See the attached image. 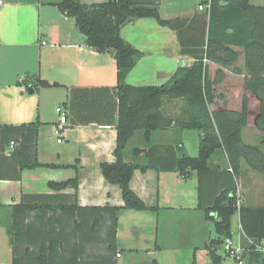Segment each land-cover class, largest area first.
<instances>
[{
	"label": "crops",
	"instance_id": "0c3cea01",
	"mask_svg": "<svg viewBox=\"0 0 264 264\" xmlns=\"http://www.w3.org/2000/svg\"><path fill=\"white\" fill-rule=\"evenodd\" d=\"M60 1L0 0V125L39 123L38 160L57 165L19 172L11 162L2 161L1 170L7 177L0 178V201L4 204L0 207V264L13 262V243L8 231L11 227L16 231L20 264H104V238L108 235L105 230L110 231L109 224L93 223L89 210L39 208L17 212L14 216L12 205L23 201L32 204L48 201L54 205L74 192L72 186L58 189L50 185L52 182H65L78 174L79 206L124 205L121 188L108 182L101 170L102 162L116 160L118 132L116 123L110 121L115 108L113 90L92 98L80 109L79 117L89 123L73 124L69 105L74 87L116 86V59L112 52H98L85 43L75 19L59 8ZM81 1L89 4L108 0ZM201 2L161 0L162 18L188 19L180 38L177 31L161 25L153 17L135 19L122 26V37L144 54L127 75V83L162 85L180 66L191 64L193 55L183 54V46L194 50L208 36V14L198 9ZM250 2L264 5V0ZM233 48L240 51L238 59L224 69L231 72L241 68L245 73L243 48ZM26 76L33 79L40 76L59 85L40 87L30 93L25 85L17 83ZM177 101H166L168 115L179 116L178 110L173 114L167 107L171 104L179 109ZM58 107L66 113V123L60 121ZM179 135L175 129L157 130L147 142L145 132L138 130L128 145L132 143L133 149L140 148L141 154L131 155L127 145L125 160L143 163L144 151L149 146L183 143ZM259 135L262 141L258 144L247 138ZM243 139L248 144L260 145L264 151V132L260 129L245 127ZM212 161L227 164L222 153ZM242 177L238 186L243 203L262 205L264 193L261 196L251 193L254 187L244 184ZM198 180L197 171L188 177L178 171H135L131 187L147 205L157 209L120 211L116 236L118 248L123 251L116 256L117 264H193L195 259V264H215L204 246L217 237V232L214 223L212 228L199 208ZM234 221L238 229L231 237L237 234L240 241L245 235L239 211L231 219V228ZM218 252L222 258L217 264H226L231 259ZM107 256L112 257V252H107Z\"/></svg>",
	"mask_w": 264,
	"mask_h": 264
},
{
	"label": "trees",
	"instance_id": "16d2710c",
	"mask_svg": "<svg viewBox=\"0 0 264 264\" xmlns=\"http://www.w3.org/2000/svg\"><path fill=\"white\" fill-rule=\"evenodd\" d=\"M205 0H202V2ZM161 0H108L83 3L81 0H61L58 6L67 16L75 19L85 43L98 52H112L117 65V84L109 87H74L70 91V111L73 124L89 123L79 117L78 112L91 99L100 94L114 93L115 108L112 123H116V160L101 163L106 180L121 188L124 205L81 207L78 205L79 176L63 182H52L51 186L62 188L72 186L74 192L60 203L52 205L27 203L12 205L14 216L25 210L61 209L89 210L93 223L109 226L105 230L104 264H117L116 256L123 250L118 248L117 229L119 213L124 208L155 210L149 206L131 187V180L137 169L147 171H178L188 177L192 171L198 173L199 208L208 221L214 223L217 237L204 246L217 264L222 256L218 250L226 237H231V219L240 212V223L245 237L241 243L246 251L248 264H264V252L256 249L264 246V205L239 204V180L244 175L243 160L250 168L264 173V151L260 145L248 144L243 139V129L253 126L264 132V5L252 4L250 0H212L206 24L208 36L201 46L189 50L183 46V54L193 55L189 65L180 66L175 74L162 85H132L126 78L144 55L141 50L127 42L121 35L126 23L153 17L175 31L180 38L182 28L188 19H164L160 14ZM243 48L245 54L244 73L241 68L231 72L225 66L234 63ZM218 65V66H216ZM225 68V69H224ZM243 74H245L243 76ZM29 90L59 85L42 79L26 76L17 82ZM182 100L179 116L166 113L167 100ZM111 117V116H110ZM100 120V119H98ZM106 121V120H105ZM196 129L200 133L199 155L190 156L184 151L182 142L165 145H151L144 151L143 163L126 161L125 149L136 131L143 130L147 142L157 130ZM39 123L0 125V178L2 161L7 160L19 168L39 166L56 167L55 164L39 162L37 142ZM10 154L6 150L11 143ZM140 148L133 149L139 157ZM222 153L227 164L212 161ZM77 168L76 166H73ZM70 198V199H69ZM0 207L4 204L0 201ZM90 211H93L90 213ZM13 243V262L20 264L16 253L15 227L8 228ZM112 252V257L107 252ZM196 263V259L193 264Z\"/></svg>",
	"mask_w": 264,
	"mask_h": 264
},
{
	"label": "rangeland",
	"instance_id": "374dc122",
	"mask_svg": "<svg viewBox=\"0 0 264 264\" xmlns=\"http://www.w3.org/2000/svg\"><path fill=\"white\" fill-rule=\"evenodd\" d=\"M253 1H258V0H253ZM177 106H179V109L177 107L171 106V104H169L167 107L173 114L175 113L177 114L176 112L177 110L180 114L181 106H183V101L182 100L177 101ZM179 134H180L179 139L183 140L184 151L190 156H198L199 155V145H200L199 131L196 129H189V130L182 131ZM247 138L249 141H252V143H256V144L262 141V135H259L258 138H250L248 136ZM128 149L130 150L131 155H133V144L132 143L128 145ZM243 169H244L245 175H243L242 180L244 181V184H251V186L254 187L251 193L254 192L255 195H258V196L263 195L264 193V174L253 171L254 169H250V166L244 160H243ZM260 204L264 205V200H262ZM210 225L212 226V228H214L212 222H210ZM234 225H235V221H234L233 227L231 228L232 232H234L235 230L237 231L238 229V226L234 227ZM214 235H216V232ZM233 240L236 243L238 242L239 239L237 238V234H235ZM219 251L222 255H224L225 257H228L224 251L223 246L219 248ZM262 252H264V250H262ZM180 258H181V261L185 260V257H183V255H181ZM226 264H234L233 259L228 260Z\"/></svg>",
	"mask_w": 264,
	"mask_h": 264
},
{
	"label": "built area",
	"instance_id": "2783aa9c",
	"mask_svg": "<svg viewBox=\"0 0 264 264\" xmlns=\"http://www.w3.org/2000/svg\"><path fill=\"white\" fill-rule=\"evenodd\" d=\"M211 3H212V0H205V1H203V2H201L199 4L198 9L200 11L208 13L210 11V8H211ZM43 43L45 44L46 42L44 41ZM57 112L60 114V121L62 123H66L67 116H66V113L64 112L63 108L62 107H58L57 108ZM57 132L59 134H62L60 132V129H57ZM14 145H15L14 142H12L11 145H10V148L6 150V154H10L11 153L12 148H13ZM242 202H243V197L240 196L239 204L242 203ZM222 246L224 248V251H225L226 255L229 258L233 259L234 264H248L247 256L245 254L246 251H245V248L243 247V245L241 243V240L236 243V242H234L232 237H226L224 239V243H223ZM256 249L264 250V246L263 245H258ZM118 255H120V254H118Z\"/></svg>",
	"mask_w": 264,
	"mask_h": 264
},
{
	"label": "water",
	"instance_id": "95a60500",
	"mask_svg": "<svg viewBox=\"0 0 264 264\" xmlns=\"http://www.w3.org/2000/svg\"><path fill=\"white\" fill-rule=\"evenodd\" d=\"M30 93H34V90H30Z\"/></svg>",
	"mask_w": 264,
	"mask_h": 264
}]
</instances>
